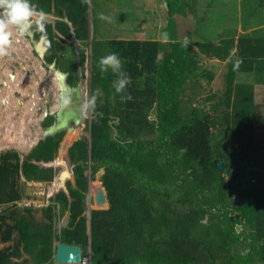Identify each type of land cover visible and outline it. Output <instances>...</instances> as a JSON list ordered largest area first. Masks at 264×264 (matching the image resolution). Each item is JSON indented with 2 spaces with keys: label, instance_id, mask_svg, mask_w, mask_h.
I'll return each mask as SVG.
<instances>
[{
  "label": "trees",
  "instance_id": "obj_1",
  "mask_svg": "<svg viewBox=\"0 0 264 264\" xmlns=\"http://www.w3.org/2000/svg\"><path fill=\"white\" fill-rule=\"evenodd\" d=\"M255 1L243 20L244 32L264 25L258 12L264 0ZM32 3L46 15L34 18L29 36L11 31L23 53L39 55L40 71L35 78L14 71L20 80L14 97L17 92L25 95L26 87L28 99L26 104L24 96L15 97L20 106L8 118L14 135L4 137L2 147L15 137L16 145L27 140L36 146L24 158L14 150L0 154V206L6 205L0 213V241L9 243L17 235L14 246L0 251V264H19L24 257L31 264H54L56 240L86 250L89 246L91 264H264V133L258 132L256 99V86L264 84V27L237 38L201 42L196 39L198 24L187 23L177 31L174 20L168 42L94 43L90 143L81 138L83 124L75 126V115L68 116L83 100L74 91V59L65 54L67 44L90 39V0ZM168 6L173 13L175 0H168ZM54 14L63 19L53 23ZM43 37L47 50L41 57L42 48L38 52L36 46ZM19 48L16 53L26 57ZM112 51L119 53L131 77L124 94L130 99L115 94L111 71L99 69V57ZM201 55L227 63L215 92L203 83L209 87L215 73L200 66ZM47 69L55 82V73L66 75V89L60 88L64 109L60 115L61 105L59 112H46L40 124L43 134L38 123L32 133L31 117L47 97L42 95L47 73L41 72ZM245 75L253 81L243 80ZM219 96L207 110L206 103ZM20 107L23 115L11 120ZM59 149L64 160L58 159ZM243 164L249 180L239 189L237 204L234 179L246 176ZM88 170L104 173L95 206L109 202V207L90 211L91 229L85 215ZM23 178L49 184L43 220L33 208H18ZM54 203L70 214L56 232Z\"/></svg>",
  "mask_w": 264,
  "mask_h": 264
},
{
  "label": "rangeland",
  "instance_id": "obj_2",
  "mask_svg": "<svg viewBox=\"0 0 264 264\" xmlns=\"http://www.w3.org/2000/svg\"><path fill=\"white\" fill-rule=\"evenodd\" d=\"M168 0H90L89 9V41L85 43L67 44L65 54L67 57L74 59L76 68L74 71V76L77 81L76 87H80V94L83 100L82 102V121L84 135L81 137L87 141L90 140V125L93 119L92 114V94H91V79H92V55H93V45L96 42L107 43L110 40H157L162 41V33H167L168 29L172 31L169 26L170 21H178V23H173L172 28L177 29V31L185 30L187 23L198 24V36L196 39L201 42H217L224 38L239 37L241 34L254 32L262 27L263 24H254L252 29L248 32H244L243 20H247V16H250V7H256L255 0H175V9L173 13L169 12V6L166 3ZM247 5L245 7V4ZM262 9V10H260ZM258 8L260 17L264 18V7ZM256 13V12H255ZM256 16L254 17V19ZM252 19V18H251ZM253 19V20H254ZM252 20V21H253ZM37 21V20H36ZM53 23L60 22L56 18H53ZM36 23V22H35ZM34 23V24H35ZM259 24V25H258ZM170 27V28H169ZM14 29V28H12ZM15 30V29H14ZM16 31V30H15ZM30 33V30L28 31ZM27 36H29L27 34ZM26 36V37H27ZM12 46L9 50V55L7 57H0V154L3 152L14 150L20 154L21 157L28 155L33 148L32 144H27L24 142L23 145H16L17 138L15 137L10 141V145L3 148V139L6 136H11L13 138V129L8 126L9 124V113L13 109L16 111L17 106L15 97L19 100L21 98L28 99L26 93V87H24L25 95L21 92H17L14 97V89H18L20 86L19 75L12 79L14 76V71H21L23 75L28 78L37 77L38 67L40 65L39 55L35 52L23 53L22 49L15 43L16 41L12 38ZM167 41V40H166ZM164 42V41H163ZM26 57L21 56L16 53L17 49ZM101 50H105L104 47H100ZM28 57V59H27ZM15 64L16 67H12ZM226 62H221L216 58H207L201 55L200 66L202 68H207L215 73V80L208 87L206 82H203L207 89L215 92L222 86L223 71L226 67ZM29 66L30 69L29 70ZM37 66V68H36ZM18 69V71L16 70ZM34 69V70H33ZM41 72H46L44 77V92L43 96H47L43 99V105L39 103L38 110L33 117V122L35 125L29 126L30 132H35L37 130L36 124L40 126L41 132L43 134L44 129L41 124L42 119L46 112L50 114L59 112L61 105V89L60 85L57 86L58 81H54L51 78L50 71L41 70ZM6 74V75H5ZM56 79V78H55ZM247 81H253L250 77L245 75ZM57 83V84H56ZM19 84V86H18ZM32 92H36L31 90ZM24 96V97H23ZM256 99L260 115L259 120V133H264V84H259L256 86ZM211 104L205 105L207 110L210 109ZM21 108V107H20ZM59 110V111H58ZM23 115V109L17 111V113L10 118L11 120H19ZM79 125L75 122V126ZM65 135L61 147L67 137ZM80 138V139H81ZM78 139V140H80ZM77 140V141H78ZM76 142V141H75ZM74 144V143H73ZM72 144V145H73ZM3 148V149H2ZM61 149V148H60ZM58 151V159L62 158L64 160V155L62 151ZM66 161V160H65ZM246 176H242V180L234 179L235 194L240 195V188L246 186L249 180V168L244 164ZM102 174L100 171L93 175L91 170L87 171V175L90 179V186L87 197V211L85 215L90 218L91 212L97 208L109 207V202L103 206H95L97 200L102 193L104 188L103 182L101 181ZM55 184V183H53ZM22 187L24 188V195L21 201L17 202L18 208L24 210V208H33L35 210L34 215L38 220H43V211L47 205V195L49 184L47 182L38 181H26L23 178ZM54 213L55 220L54 225L57 221V229L62 222H69V213L66 212L62 206L59 207L57 203H54ZM6 205L0 206V213L4 211ZM60 210L63 213L60 218ZM91 211V212H90ZM60 219V220H59ZM240 230H242L240 228ZM58 232V231H57ZM17 240V235L14 236V240L9 243H2L0 241V251L9 247L14 246ZM83 261L84 264H90V247L87 250L84 249ZM246 248V247H241ZM244 252V250H243ZM55 255V254H54ZM27 257L17 260L19 264H31L25 261Z\"/></svg>",
  "mask_w": 264,
  "mask_h": 264
},
{
  "label": "clouds",
  "instance_id": "obj_3",
  "mask_svg": "<svg viewBox=\"0 0 264 264\" xmlns=\"http://www.w3.org/2000/svg\"><path fill=\"white\" fill-rule=\"evenodd\" d=\"M46 14L39 10L32 0H0V57H7L12 46V31L14 28L18 35H26L32 28L34 18H43ZM55 18V16H53ZM161 39L167 40L168 34L162 33ZM188 43L187 37L184 45ZM98 66L101 72L111 71L115 76L112 88L115 94L123 100L127 87L131 83V77L125 70L124 61L119 53L112 51L99 57ZM99 91V89L97 90Z\"/></svg>",
  "mask_w": 264,
  "mask_h": 264
},
{
  "label": "water",
  "instance_id": "obj_4",
  "mask_svg": "<svg viewBox=\"0 0 264 264\" xmlns=\"http://www.w3.org/2000/svg\"><path fill=\"white\" fill-rule=\"evenodd\" d=\"M165 3L168 7V2H165ZM45 40H46V37H43L40 40L39 44L36 46L38 52H39L38 47L40 46L42 48V53L39 52L41 57H44V54L47 50V47L45 46ZM53 68H54V65L51 66V70H53ZM59 74H61V75H58L55 73L57 80L59 82L60 88L62 90L66 89V75H63L62 73H60V71H59ZM14 77L15 76H12V79H14ZM74 91L76 92L79 100H82L81 94H80V87L75 86ZM220 98H221V96L217 97L215 100L208 102V103L209 104H215L220 100ZM63 109H64V97L62 96L61 97V109H60L59 115L62 113ZM74 115H75L76 122H78L80 124V121H82V117H83L82 107L77 112L68 114L69 117L74 116ZM70 130H74V127L71 128ZM90 143H91V137H90ZM223 167H224V161L221 160L219 165H218V170L222 171ZM230 195L233 196V193L231 192ZM234 199H235V202L237 204H240V199L237 195L235 196ZM90 225H91V215L89 218V227L91 229ZM83 253H84V250L79 245H76V244L70 245V244H66V243L56 242L54 264H84ZM90 264H91V260H90Z\"/></svg>",
  "mask_w": 264,
  "mask_h": 264
},
{
  "label": "bare ground",
  "instance_id": "obj_5",
  "mask_svg": "<svg viewBox=\"0 0 264 264\" xmlns=\"http://www.w3.org/2000/svg\"><path fill=\"white\" fill-rule=\"evenodd\" d=\"M6 75V74H5ZM24 81H25V79H24ZM26 104H27V102H26ZM27 138H28V133H27ZM40 183V182H39ZM233 193V192H232ZM235 196L236 195H234V198H235ZM238 196V195H237ZM239 197V196H238ZM240 199V198H239ZM235 200V199H234ZM240 203H241V200H240ZM55 232H56V224H55ZM56 242H59V241H55V244H56ZM60 243H62V242H60ZM67 244V243H66ZM70 245H72V244H70ZM77 245V244H76ZM80 246V245H79ZM82 247V246H81ZM91 260V259H90Z\"/></svg>",
  "mask_w": 264,
  "mask_h": 264
},
{
  "label": "crops",
  "instance_id": "obj_6",
  "mask_svg": "<svg viewBox=\"0 0 264 264\" xmlns=\"http://www.w3.org/2000/svg\"><path fill=\"white\" fill-rule=\"evenodd\" d=\"M163 2V0H161V3ZM91 7V6H90ZM90 12V11H89ZM55 16V15H54ZM162 41H164V42H168V40L166 41V40H162ZM65 50H66V48H65ZM75 68H76V65H75ZM74 68V69H75ZM75 71V70H74ZM91 81H92V79H91Z\"/></svg>",
  "mask_w": 264,
  "mask_h": 264
},
{
  "label": "flooded vegetation",
  "instance_id": "obj_7",
  "mask_svg": "<svg viewBox=\"0 0 264 264\" xmlns=\"http://www.w3.org/2000/svg\"><path fill=\"white\" fill-rule=\"evenodd\" d=\"M55 15V18L57 19V20H62L63 18H61V17H58V16H56V14H54ZM77 95V94H76Z\"/></svg>",
  "mask_w": 264,
  "mask_h": 264
}]
</instances>
